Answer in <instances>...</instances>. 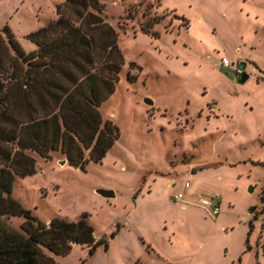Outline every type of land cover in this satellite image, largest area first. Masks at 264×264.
I'll return each instance as SVG.
<instances>
[{"label":"rangeland","instance_id":"374dc122","mask_svg":"<svg viewBox=\"0 0 264 264\" xmlns=\"http://www.w3.org/2000/svg\"><path fill=\"white\" fill-rule=\"evenodd\" d=\"M63 2L0 0V30L9 26L30 52L37 45L27 35L56 19ZM101 7L124 64L100 111L120 137L84 168L63 163L61 150L51 158L28 150L36 171L17 176L12 195L47 223L89 213L109 246L91 254L75 243L52 254L61 264H222L233 255L235 264H264V0H101ZM222 56L241 61L247 80ZM186 180L200 192L174 201ZM213 192L218 214L199 202ZM24 221L2 218L15 228ZM248 236L253 248L244 254Z\"/></svg>","mask_w":264,"mask_h":264},{"label":"trees","instance_id":"16d2710c","mask_svg":"<svg viewBox=\"0 0 264 264\" xmlns=\"http://www.w3.org/2000/svg\"><path fill=\"white\" fill-rule=\"evenodd\" d=\"M57 14L27 35L37 45L30 52L9 26L0 30V264H61L52 254L66 255L75 243L91 254L108 246L95 236L89 213L47 223L12 195L15 178L36 171L28 150L45 158L61 150L70 164L84 168L89 160L101 161L121 133L100 111L124 64L101 0H64ZM10 216L25 221L19 228L2 222Z\"/></svg>","mask_w":264,"mask_h":264},{"label":"built area","instance_id":"2783aa9c","mask_svg":"<svg viewBox=\"0 0 264 264\" xmlns=\"http://www.w3.org/2000/svg\"><path fill=\"white\" fill-rule=\"evenodd\" d=\"M221 64L226 67H231L236 74H243L245 71V66L241 61H234L226 56L221 58ZM189 186V182H184V188ZM185 196V191L180 190L173 195L174 201H182ZM202 205L209 208L213 214H218L220 212V194L218 192H213L209 197H202L199 201Z\"/></svg>","mask_w":264,"mask_h":264},{"label":"crops","instance_id":"0c3cea01","mask_svg":"<svg viewBox=\"0 0 264 264\" xmlns=\"http://www.w3.org/2000/svg\"><path fill=\"white\" fill-rule=\"evenodd\" d=\"M223 57V56H222ZM200 171V169H197V170H192V172H193V174H197V176H199L198 175V172ZM187 181V180H186ZM186 181H184V182H186ZM189 182V186L185 189L184 188V191H185V196H184V199H188V196L190 197V192H193V195H194V197H196V194L198 193V192H200L199 191V188H198V184L196 183V185H193L192 184V182L191 181H188ZM183 184V183H182ZM181 190H183V189H181ZM187 193V194H186ZM188 195V196H187ZM192 196V195H191ZM202 197H200V199H201ZM221 203V202H220ZM186 207V206H185ZM221 204H220V212H221ZM219 212V213H220ZM251 224H252V226H251ZM250 226L251 227H254V222H251L250 223ZM223 228V227H222ZM225 230H226V228H225ZM224 230V231H225ZM249 235H250V232H249ZM248 238V245H247V242H246V245L248 246V249H243V248H245V242H244V245L241 247V250H242V252L244 253V254H246L248 251H250V250H252V246H251V244L249 243V236L247 237ZM247 240V239H246ZM109 246V245H108ZM232 259L230 260H224L223 261V263L222 264H235V260H236V257L233 255V257H231Z\"/></svg>","mask_w":264,"mask_h":264},{"label":"water","instance_id":"95a60500","mask_svg":"<svg viewBox=\"0 0 264 264\" xmlns=\"http://www.w3.org/2000/svg\"><path fill=\"white\" fill-rule=\"evenodd\" d=\"M249 77V74L244 72L241 75L240 81L244 82L247 80V78ZM145 102L147 104H153V101L150 98H145ZM67 161V159H64L62 162L65 163ZM250 190H252V188H250ZM98 193L105 196V197H114L115 196V192L111 189H98ZM255 210V206L251 208V211Z\"/></svg>","mask_w":264,"mask_h":264}]
</instances>
